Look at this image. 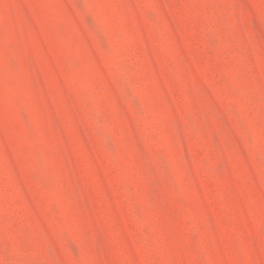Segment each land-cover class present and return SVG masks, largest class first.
Wrapping results in <instances>:
<instances>
[{
	"label": "rangeland",
	"instance_id": "374dc122",
	"mask_svg": "<svg viewBox=\"0 0 264 264\" xmlns=\"http://www.w3.org/2000/svg\"><path fill=\"white\" fill-rule=\"evenodd\" d=\"M0 264H264V0H0Z\"/></svg>",
	"mask_w": 264,
	"mask_h": 264
}]
</instances>
